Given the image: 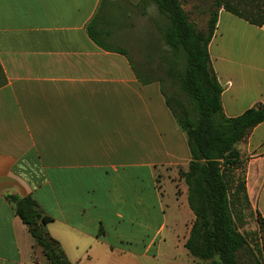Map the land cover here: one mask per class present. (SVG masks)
I'll return each instance as SVG.
<instances>
[{"label":"crops","instance_id":"obj_1","mask_svg":"<svg viewBox=\"0 0 264 264\" xmlns=\"http://www.w3.org/2000/svg\"><path fill=\"white\" fill-rule=\"evenodd\" d=\"M99 2L0 0V264H35L8 195L30 196L51 218L46 231L71 264H142L162 239L164 177L156 174L185 170L189 150L158 83L141 84L124 55L88 37ZM208 52L226 116L264 105V22L220 8ZM237 149L250 204L264 219V121ZM174 183L190 219L184 244L194 216L186 185ZM154 200L157 220L147 208Z\"/></svg>","mask_w":264,"mask_h":264},{"label":"trees","instance_id":"obj_2","mask_svg":"<svg viewBox=\"0 0 264 264\" xmlns=\"http://www.w3.org/2000/svg\"><path fill=\"white\" fill-rule=\"evenodd\" d=\"M103 2L100 0L85 26L88 37L101 49L124 55L141 84L158 83L165 105L185 135L190 159L180 177L194 216L184 241L187 253L194 260L209 264H263L239 231L240 218L236 217L235 208L240 201L251 205L244 160L237 144L264 121V105L256 104L234 117L224 114L222 86L212 68L208 44L220 8L260 26L264 22V0H211L205 29L196 27L181 0ZM150 4L162 21L154 16L153 29L142 35L141 44H137L129 37L135 21L130 15H147L146 5ZM133 47L145 55L146 61L140 65L129 55ZM139 67L154 76L142 75ZM232 182H236L235 195L230 192ZM7 199L27 227L33 248L40 249L47 264H71L58 241L47 233L46 224L51 218L42 213L37 203L30 196L8 195ZM255 220L264 245V219L257 210Z\"/></svg>","mask_w":264,"mask_h":264},{"label":"rangeland","instance_id":"obj_3","mask_svg":"<svg viewBox=\"0 0 264 264\" xmlns=\"http://www.w3.org/2000/svg\"><path fill=\"white\" fill-rule=\"evenodd\" d=\"M106 1L108 0H104L103 3ZM210 2L211 0H181L183 9L188 13L189 18L196 24L198 29L206 28L207 19L209 16L207 13V7L209 6ZM154 16L162 21V18H160L156 10L154 11V14H151L149 10L147 16L144 17V19H141V15L139 14L130 15V18L135 20L133 21L134 29H131V32L129 33V37L131 39L130 41L133 40V42L136 41L137 44H141V37L142 35H146L147 29L152 26V18H154ZM111 23L114 22L112 21ZM110 43L115 44V41H110ZM140 54L141 52L135 47L130 49L129 55L134 60L140 59ZM181 170L183 169L180 167L177 169L176 173L170 172L168 174L157 171V181H160L163 179L162 177H164V179L160 182V203L162 209L165 211V217H167V221L158 249H156L154 246L147 257L140 258L139 261L142 264H194L195 262H197V264H209L208 261L204 260H195V262H192L190 259H193V257L188 255L187 250L182 243L183 235L185 234V226H188L190 219L184 214L181 208L183 200L181 199L178 201L180 190L177 188L178 184L174 183L176 182V179L180 181V184L184 183L183 179L180 177ZM171 179L174 180V182H172ZM143 183H146L144 177ZM235 189L236 182H232L230 184V192L233 193ZM235 193L236 192H234L232 195H235ZM147 208L152 213L154 220H157L158 216H160L158 203L154 200L150 205V202L148 201ZM255 210H257L255 205L248 206L240 201V203L236 205L235 215L236 217L240 218L237 220L239 231L247 237V240L253 247L255 254L264 264V245L258 236ZM33 257L35 264H47L44 256L40 252V249H35Z\"/></svg>","mask_w":264,"mask_h":264}]
</instances>
